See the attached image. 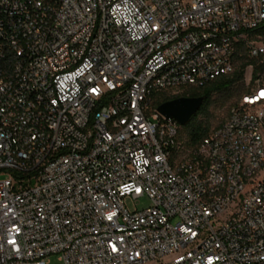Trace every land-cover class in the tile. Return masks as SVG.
Here are the masks:
<instances>
[{
	"label": "built area",
	"instance_id": "obj_1",
	"mask_svg": "<svg viewBox=\"0 0 264 264\" xmlns=\"http://www.w3.org/2000/svg\"><path fill=\"white\" fill-rule=\"evenodd\" d=\"M263 23L264 0H0V264H264V82L196 145L155 105L264 55Z\"/></svg>",
	"mask_w": 264,
	"mask_h": 264
},
{
	"label": "trees",
	"instance_id": "obj_2",
	"mask_svg": "<svg viewBox=\"0 0 264 264\" xmlns=\"http://www.w3.org/2000/svg\"><path fill=\"white\" fill-rule=\"evenodd\" d=\"M248 40H262L264 42V23L261 24L258 28L249 32ZM236 61L238 65L236 66L235 71L231 74L219 76L204 86L185 87L180 89L179 91L166 90L155 97L156 107H158L165 101L182 96L204 97L202 106L192 117L191 121L187 125L180 127V136L187 139L189 144L196 145L203 138L208 136L213 129L218 127L223 122L222 121L219 125L210 130V125L208 122L198 119V116L201 113H204L208 110V107L211 104L214 95L221 96L224 102L233 97L236 90L238 89L239 82L244 79L246 69L249 66H253L255 69L253 79H257L259 77L258 74L260 73L264 74V55L258 57L252 56L250 54L249 47L244 43L240 44V49L237 54ZM237 102L233 104H236ZM233 104H231V106Z\"/></svg>",
	"mask_w": 264,
	"mask_h": 264
},
{
	"label": "rangeland",
	"instance_id": "obj_3",
	"mask_svg": "<svg viewBox=\"0 0 264 264\" xmlns=\"http://www.w3.org/2000/svg\"><path fill=\"white\" fill-rule=\"evenodd\" d=\"M238 63L236 64V66ZM255 69L253 66H249L246 69L245 77L238 84V89L236 90L233 97H231L228 101L224 102L221 96L214 95L211 104L208 107V110L204 113H201L198 116L199 120H203L209 123L210 130L219 125L228 115L229 107L231 104L240 100L242 94L253 87L256 84V81L260 79L264 82V74H258L257 79H253ZM6 175H1V177H5ZM151 201L147 196H140L137 198H126L125 205L130 210H142L146 207L150 206ZM47 264H64L63 260L60 258L59 254H51L47 258Z\"/></svg>",
	"mask_w": 264,
	"mask_h": 264
},
{
	"label": "water",
	"instance_id": "obj_4",
	"mask_svg": "<svg viewBox=\"0 0 264 264\" xmlns=\"http://www.w3.org/2000/svg\"><path fill=\"white\" fill-rule=\"evenodd\" d=\"M204 102L203 96H182L161 103L157 110L167 119L176 121L179 125H187Z\"/></svg>",
	"mask_w": 264,
	"mask_h": 264
}]
</instances>
